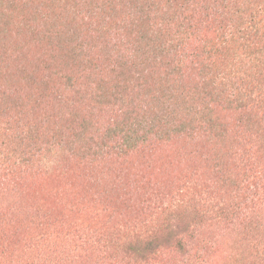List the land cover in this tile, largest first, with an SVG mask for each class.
I'll return each instance as SVG.
<instances>
[{
	"label": "rangeland",
	"instance_id": "rangeland-1",
	"mask_svg": "<svg viewBox=\"0 0 264 264\" xmlns=\"http://www.w3.org/2000/svg\"><path fill=\"white\" fill-rule=\"evenodd\" d=\"M194 1L119 0L112 4L111 18L120 21H113L120 30L110 29L104 41L117 39L122 44L131 42L157 52L160 46L164 51L171 49L172 54L178 50L196 55L197 64L191 66L185 59L175 81L177 93L181 94L171 112L177 136L152 138L139 149L94 159L70 153L58 140L62 130L53 117L51 98L61 88L49 79L54 68L45 62L49 59L45 44L50 37L41 33L24 37L20 31L16 35L14 19L21 18L25 10L16 4L5 8V32L11 36L16 52H23L21 61L33 76L26 105L17 109L14 105L13 126L17 125L14 115L21 109L42 118L34 137L52 133L56 139L41 147L35 162L25 163L18 158L24 144H18L10 134L12 130L7 131L0 122V146L13 150L17 142L16 156L10 155L16 167L0 187V264H264V201L247 202L241 207V215L251 216L247 231L238 227L237 222L230 227L207 225L190 255L163 249L159 259L142 262L126 251L132 242L149 233L162 235L166 212L185 217L192 205L184 197L188 188L199 191L215 178L211 159L223 162L227 148L244 147L219 137L213 144L210 131H200L199 138L188 140L185 131L210 127L195 123L193 112L202 113L210 124L217 125V131L220 125L234 121L236 105L227 93L241 85L239 79L248 81L249 77L248 84L264 80V59L260 57V49L264 51V0L248 1L256 7L252 17L258 30L254 36L237 34L235 28L240 31L243 25L236 27V21L199 13ZM27 2L37 19L35 24L43 17L48 19L49 9L44 0ZM50 5L54 11L62 12L58 26L54 27L62 31L74 29L81 39H87L86 32L103 33L109 21L108 10L101 6L102 22L98 23L95 16L75 19V8L85 12L94 4L52 0ZM182 7L186 8L185 19L180 14ZM63 41L65 47L70 46L68 39ZM168 45L174 47L166 48ZM157 81L174 93L170 79ZM155 88L156 81L150 91ZM145 93L144 101L151 103L150 95ZM71 109L69 112H74L76 119L86 112L80 104ZM63 115L66 121L67 116ZM143 116V112L133 115L140 120ZM134 118H122L117 124L122 127L123 122L128 124ZM111 127L116 126L113 123ZM212 191L219 201L230 200L227 190L213 186Z\"/></svg>",
	"mask_w": 264,
	"mask_h": 264
},
{
	"label": "trees",
	"instance_id": "trees-1",
	"mask_svg": "<svg viewBox=\"0 0 264 264\" xmlns=\"http://www.w3.org/2000/svg\"><path fill=\"white\" fill-rule=\"evenodd\" d=\"M51 1L44 0L49 9L48 19L43 17L35 24L37 19L33 17L34 13L28 7L27 0H0V122L7 131L12 130L10 134H13L18 144H24V150L18 158L25 163L35 162L42 152L41 147L50 145L49 140L56 138L52 133L51 136L43 133L39 138L34 137L38 135L36 125L42 122L41 116L19 109L17 115H14L17 118L15 127L11 120L14 105L15 109L26 105L27 92L32 88L33 78L30 68L21 61L23 52H16L11 36H7L3 27L5 8L15 4L25 10L21 18L14 19L16 35L20 31L24 37L33 33L50 37L45 44V53L49 57L45 62L46 66L54 68L49 79L61 88L55 90L56 93L51 98V109L55 111L53 117L58 119L60 131L62 130L58 140L65 144L70 153L91 159L119 156L129 152L128 150L145 146L152 138L161 140L177 136L179 132L173 126L171 112L181 94L177 93L178 85L175 81L179 78L185 59L188 58L191 66L197 64L196 55H186L178 50L172 54L171 49L164 51L160 46V52H157L155 48L151 50L134 46L131 42L130 45L122 44L117 39L104 41L110 29L115 27L120 30L117 28L118 24L113 22L120 21L115 17L111 18L114 10L112 4L119 0H77L82 5L90 3L95 6L85 12L79 9L81 13L75 8L71 12L75 14V19H90L95 16L100 23L103 21L100 6L109 12V21L105 23L103 33L86 32L87 39H81L79 35L76 36L74 29L62 31L54 27L58 26L62 12L54 11ZM248 1L196 0L194 5L199 13L206 16L214 15L227 22L236 21V27L243 25L240 31L235 28L237 34L254 36L258 30L255 18L252 17L256 7L253 8ZM185 9L182 7L180 11L183 19L186 17ZM63 39H68L70 46L65 47ZM153 46L156 47L154 44ZM172 47L174 45L166 48ZM260 53V57L264 59V51L260 49ZM156 76L159 79H170L174 93L158 83ZM209 80L212 82L211 78ZM155 81L156 88L150 91L154 88ZM239 81L242 82L241 85L227 93V97L236 105L233 123L220 125L216 131L217 125L210 124L202 113L194 111V122L210 127L204 130L189 129L184 132V136L188 140H194L200 137V131H210L213 144L215 138L219 137L230 139L238 145L244 144V147L227 148L221 158L223 162L211 159L215 177L212 184L199 191L188 188V194L184 197L192 205L184 213L186 216L181 217L174 214V211L166 212L162 235L149 233L128 246L126 251L134 259L142 262L155 261L159 259L163 249H172L182 256L190 255L193 245L195 248L202 238L203 230L213 223L221 226L227 224L230 227L237 222L238 227L248 230L251 216L241 215V207L247 202L257 204L264 201V80L256 81V84H248L249 77L248 81ZM145 92L150 95L151 103L146 104L144 101L147 96ZM79 104L85 107L86 112L76 119L74 112L69 111L72 110V105L77 107ZM80 111H84V108L78 110ZM141 112L144 113L143 120L133 117L135 113ZM181 112L186 115L185 110ZM63 114L67 116L66 121ZM122 118L134 119L128 124L123 122L120 127L117 122ZM174 122L176 123L175 119ZM113 123L116 127L112 128ZM102 131L103 134L100 133ZM17 142L13 150L0 146V187L5 185L16 167L10 155L16 156ZM213 186L227 190L230 200L219 201L212 191ZM170 197L178 198L176 195ZM208 212L211 214H207Z\"/></svg>",
	"mask_w": 264,
	"mask_h": 264
}]
</instances>
